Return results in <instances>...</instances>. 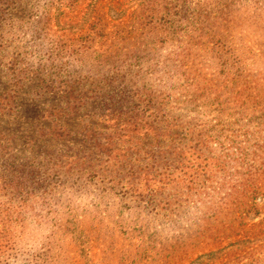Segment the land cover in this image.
Segmentation results:
<instances>
[{"label":"trees","instance_id":"trees-1","mask_svg":"<svg viewBox=\"0 0 264 264\" xmlns=\"http://www.w3.org/2000/svg\"><path fill=\"white\" fill-rule=\"evenodd\" d=\"M137 1L133 20L145 14L146 22L125 49L107 48L113 61L21 66L8 97L0 94V119L14 124L29 106L20 99L21 72L36 75L37 101L56 98L32 126L26 160L14 152L4 162L28 181L23 210L37 215L35 199L69 208L65 182L86 179L96 208L114 205L125 219L145 215L140 228L126 221L123 235L169 231L168 255L185 238L232 250L234 264H264V0ZM17 3L0 0V20ZM47 21L38 18L35 36ZM47 174L66 178L64 187L38 196L29 187H47ZM21 218L13 212L11 220ZM153 249H141L133 264ZM166 249L156 246L153 256ZM168 255L166 264L183 260Z\"/></svg>","mask_w":264,"mask_h":264},{"label":"rangeland","instance_id":"rangeland-1","mask_svg":"<svg viewBox=\"0 0 264 264\" xmlns=\"http://www.w3.org/2000/svg\"><path fill=\"white\" fill-rule=\"evenodd\" d=\"M137 5V0H126L125 3L119 0H18L16 7L6 13V20H0V94L8 97L12 82L22 78L18 75L21 66L31 68V65L45 63L60 67L67 63L68 68H72L113 61L105 58L107 48L125 49L135 41L136 34L139 36L142 32L140 21L146 22L145 14L141 17L136 14L139 22L133 20ZM44 16L49 18L48 28L43 30V35L35 36L34 25ZM23 58L24 63L21 62ZM12 66L17 68L10 69ZM21 75L23 79L20 80L27 85L20 93V99L29 106L17 112L19 124L8 123L7 118L0 119V207L10 210L0 213V264H133L141 249L150 251L154 246L167 249L154 257V248L153 255L147 253L149 258L136 264H166L167 253L175 249L171 237L167 239L169 231L161 238L148 235V232L146 235L134 232L123 235L120 231L126 221L140 228L145 215L135 217L128 213L130 216L125 219L124 213L115 210L114 205H99L97 209L92 204L97 198L96 192L86 179L65 182L63 191L66 195L61 199L70 203L69 208L73 209H65L57 202L51 206L42 204L41 200L35 199L36 210L39 209L37 215L24 212L22 200L27 194L28 181L23 172L10 174L4 162L14 152L18 154V160H26L28 152L24 148L29 133L33 132L32 126L43 114L42 107L55 103L56 98L37 101L33 94L38 82L36 75L33 72H21ZM52 76L56 75L46 72L44 77ZM65 179L47 174V187L40 186L37 190L31 184L29 188L39 196L45 188L52 189L60 182L64 187ZM81 183L88 186L74 188ZM55 188L52 191H56ZM75 190L76 193L71 195ZM74 204L80 205L78 209ZM59 207L63 210L56 216L54 210ZM13 212L21 214L24 223L12 221ZM259 219L260 216L254 221ZM182 242L186 244L168 255L170 258L182 254L178 256L183 259L180 264H234L230 249L213 252L195 239L187 241L184 238L179 244ZM243 261L249 263L248 258ZM171 262L175 264L177 259Z\"/></svg>","mask_w":264,"mask_h":264}]
</instances>
